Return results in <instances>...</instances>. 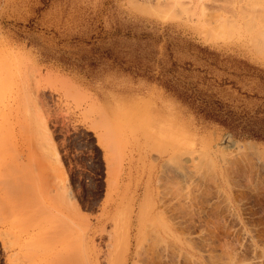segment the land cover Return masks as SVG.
I'll use <instances>...</instances> for the list:
<instances>
[{"label": "rangeland", "instance_id": "obj_1", "mask_svg": "<svg viewBox=\"0 0 264 264\" xmlns=\"http://www.w3.org/2000/svg\"><path fill=\"white\" fill-rule=\"evenodd\" d=\"M170 1L0 0V264H264V0Z\"/></svg>", "mask_w": 264, "mask_h": 264}, {"label": "trees", "instance_id": "obj_2", "mask_svg": "<svg viewBox=\"0 0 264 264\" xmlns=\"http://www.w3.org/2000/svg\"><path fill=\"white\" fill-rule=\"evenodd\" d=\"M213 118L215 120H218L219 122H221L224 125H227L229 127H235V123H233V120L229 117H227L226 115H219V113H212ZM248 134L257 137V138H261L264 139V120L261 122V124H258L257 126L253 127V125L248 126L245 129Z\"/></svg>", "mask_w": 264, "mask_h": 264}, {"label": "bare ground", "instance_id": "obj_3", "mask_svg": "<svg viewBox=\"0 0 264 264\" xmlns=\"http://www.w3.org/2000/svg\"><path fill=\"white\" fill-rule=\"evenodd\" d=\"M168 4H169V7H168L167 9H166V8H165V9H164V8L162 9V10H166V12H165V11H164V12L162 11L163 14H160V16L162 15L161 17H164V15L167 17L169 14H171V10H172V13H173L172 15H173V16H174V15H177V14H174L175 11H176V13H177V12H181V10H182V12H184V9H185V8H184V6L180 5V2H179L178 0H171L170 3H168ZM143 6H145V5H143ZM152 6H153V5H152ZM152 6H150V5L148 4V5L146 6V7H147L146 9H148V10L151 9L152 11H151V10H149V11H150V12H153V14L155 13V15H156L157 10L153 9ZM151 7H152V8H151ZM143 9H144V8H143ZM156 9H158V8H156ZM148 10H146V11H148ZM154 10H155V12H154ZM158 10L160 11V8H159ZM144 11H145V10H144ZM159 11H158V12H159ZM160 12H161V11H160ZM160 12H159V13H160ZM148 13H149V12H148ZM159 13H158V14H159ZM164 13H165V14H164ZM166 13H168V14L166 15ZM151 15H152V14H151ZM187 15H188V14H187ZM190 15H191V14H190ZM173 16H172V17H173ZM168 17H171V15L168 16ZM175 17H176V16H175ZM245 34H246V33H245ZM247 36H248V35H247ZM255 36H256V35H255ZM253 37H254V36H253ZM260 38H262V37H260ZM247 39H248V38H247ZM247 39H246V40H247ZM249 40H250V39H249ZM257 40H258V39H257ZM250 41H251V40H250ZM252 41H253V40H252ZM255 41H256V40H255ZM257 45H258V44H257ZM190 156H191V155H190ZM188 157H189V156H188ZM176 159H177V158H176ZM206 166H207V165H206ZM72 261H74V260H72ZM75 262H76V261H75ZM85 262H86V260H85ZM72 264H74V262H73ZM81 264H82V263H81ZM86 264H87V262H86Z\"/></svg>", "mask_w": 264, "mask_h": 264}]
</instances>
